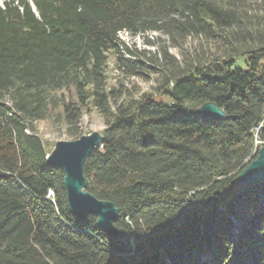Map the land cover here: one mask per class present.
Returning a JSON list of instances; mask_svg holds the SVG:
<instances>
[{"label":"trees","instance_id":"1","mask_svg":"<svg viewBox=\"0 0 264 264\" xmlns=\"http://www.w3.org/2000/svg\"><path fill=\"white\" fill-rule=\"evenodd\" d=\"M259 2L2 3L0 264H264V181L237 182L264 145V14L247 10ZM121 32L160 33L182 52L181 63L163 52L156 93L108 88L111 60L128 76L154 70ZM199 38L214 51L184 55ZM209 102L228 120L199 115ZM91 106L105 129L87 191L116 205L118 241L70 212L34 132L53 117L73 134Z\"/></svg>","mask_w":264,"mask_h":264},{"label":"rangeland","instance_id":"2","mask_svg":"<svg viewBox=\"0 0 264 264\" xmlns=\"http://www.w3.org/2000/svg\"><path fill=\"white\" fill-rule=\"evenodd\" d=\"M11 0H0V6L2 3ZM263 3H258L260 7L256 4L248 3L247 10L251 14L263 15L264 6ZM119 41L123 47H127L136 55H140V58L146 60V62L154 70L144 72L141 76H128L121 73L115 69L114 64L111 60L110 67L107 71L108 75V88L113 86L118 87L123 85L131 93L142 92V93H156V89L161 85L162 75L168 71L166 67L168 66L165 63L163 52L166 50L168 56L173 61L182 62L183 54L179 49H176L171 46L169 39L160 34V33H150L144 36L133 37L127 32H121L118 36ZM214 44L210 41H204V39H191L188 41L187 46L184 50V55H194L195 50L198 53H210L214 51ZM125 58H129L128 55H124ZM148 59H152L151 63L148 62ZM63 93H58V96ZM34 132L51 148L52 151L58 142L62 141H75L80 139L82 136L90 135L94 132L102 133L105 129V125L101 115L98 110L91 108L84 114L81 119L80 125L76 131L70 132L67 130L65 125L62 124L61 120L58 118H51L49 120H43L35 122L33 124ZM28 134H31L28 131ZM264 146V145H263ZM262 146V147H263ZM261 147V148H262ZM260 148V149H261ZM50 196H53V193L50 192Z\"/></svg>","mask_w":264,"mask_h":264},{"label":"water","instance_id":"3","mask_svg":"<svg viewBox=\"0 0 264 264\" xmlns=\"http://www.w3.org/2000/svg\"><path fill=\"white\" fill-rule=\"evenodd\" d=\"M198 114L222 121L228 120V115L215 103L202 105ZM103 134L94 132L82 136L75 141L56 143L47 156V163L60 168L64 174V189L67 206L70 212L79 219L85 220L95 216L98 227L113 241H118L122 233L116 227L119 211L111 201L100 200L87 191L88 181L84 166L89 156L103 143ZM264 181V146L259 150L257 158L253 159L238 175L237 182L245 186H254Z\"/></svg>","mask_w":264,"mask_h":264}]
</instances>
